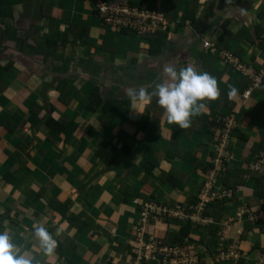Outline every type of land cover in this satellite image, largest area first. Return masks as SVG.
Masks as SVG:
<instances>
[{"label": "crops", "instance_id": "0c3cea01", "mask_svg": "<svg viewBox=\"0 0 264 264\" xmlns=\"http://www.w3.org/2000/svg\"><path fill=\"white\" fill-rule=\"evenodd\" d=\"M128 1L164 10L168 28L151 42L117 33L102 21L101 26L90 0H0V231L9 230L34 264L115 261L112 251L103 255L104 247H96L94 255L92 247L108 239L114 246L126 242V250L132 247L141 223L134 199L193 202L210 166L215 116L239 111L230 164L247 174L228 208L235 212L240 202L248 204L257 183H264L248 170L253 156L264 157V84L245 96L250 79L223 58L230 52L248 66L264 65V0ZM224 34L232 38L222 44L233 50L217 43ZM92 40L98 47H89ZM206 41L214 42L216 51L206 48ZM170 62L177 70L192 65L208 72L220 89L218 99L208 102L207 111L194 116L188 129L169 124L155 98L143 114H131L125 90L143 86L151 91ZM247 83L229 105L221 102L229 85L240 92ZM92 93L100 105L97 97L90 99ZM242 109L250 114L242 115ZM253 200L252 209L264 208V199ZM125 220L135 237L119 236ZM33 223H43L57 239L55 258L44 256L35 239L25 241ZM160 223L167 227L160 239L179 231L169 221ZM237 230L234 225L229 236L235 238ZM251 233L261 235L255 243L242 241L245 264H254L264 246L261 228ZM196 234H207L201 241L193 234L196 248L204 252L203 264H238L216 260L208 230Z\"/></svg>", "mask_w": 264, "mask_h": 264}, {"label": "built area", "instance_id": "2783aa9c", "mask_svg": "<svg viewBox=\"0 0 264 264\" xmlns=\"http://www.w3.org/2000/svg\"><path fill=\"white\" fill-rule=\"evenodd\" d=\"M95 12L101 19L103 25L109 29L130 33L139 38H148L161 30L168 28L169 21L164 10L148 6H135L128 0H90ZM215 43L206 41L205 47L216 51ZM223 58L228 64L234 66L237 72L250 79L251 86L245 93L250 95L256 88L264 84V65L259 67L248 66L230 52H226ZM239 111L216 118L210 125V131L214 138L213 151L211 153L210 166L205 172V179L198 192L197 199L189 204H163L156 200L141 202L134 199V204L139 209L140 225L130 251V258L126 261L116 262L106 260L102 264H203V258L194 246L196 232L186 238L182 244L168 245L161 243V239L148 233L149 224L152 221L160 223L165 219H173L190 224L196 231L214 230L219 232L213 237L216 239L215 258L217 261H237L242 255L241 243L243 226L249 222L252 226H264V208L254 210L245 202H240L235 210V215L225 218L215 217L208 214L215 203L230 202L235 199L238 192L237 187L225 188L223 186L224 174L228 164L234 159L232 149V137L239 126L237 115ZM248 170L264 179V157L253 156ZM247 178V175H244ZM264 203V201L262 202ZM232 206V205H231ZM230 210V209H229ZM217 219L221 223L216 222ZM234 225H237L235 238L229 236ZM194 240V243L192 242ZM197 243V242H196ZM254 264H264V253H261Z\"/></svg>", "mask_w": 264, "mask_h": 264}, {"label": "clouds", "instance_id": "9594fccd", "mask_svg": "<svg viewBox=\"0 0 264 264\" xmlns=\"http://www.w3.org/2000/svg\"><path fill=\"white\" fill-rule=\"evenodd\" d=\"M231 3V0H227ZM164 78L154 84L150 91L147 87L128 88L126 95L130 101L131 114H143V108L155 98L156 104L163 110L169 124L180 129H188L192 118L207 111L208 102L220 96V89L215 77L208 72H197L194 66L176 69L173 63L163 67ZM228 97L235 98L239 89L229 85ZM57 228V235L62 231ZM30 235L25 241L35 239L38 248L50 260L56 257L58 241L43 223H33L28 229ZM0 264H34V259L26 247L14 243L9 230L0 231Z\"/></svg>", "mask_w": 264, "mask_h": 264}, {"label": "trees", "instance_id": "16d2710c", "mask_svg": "<svg viewBox=\"0 0 264 264\" xmlns=\"http://www.w3.org/2000/svg\"><path fill=\"white\" fill-rule=\"evenodd\" d=\"M199 1V0H198ZM198 1L195 2L193 4V7H196L195 9L197 10V7H198ZM175 6L172 4V2H170V5H169V9H170V12H172L174 10ZM194 12V9L191 8L189 9V11L186 13L187 16H191V13ZM186 17V16H185ZM168 18V16H167ZM258 25V24H257ZM228 31V29H227ZM159 33V32H158ZM157 33V34H158ZM228 33V32H227ZM124 34H127V35H132L130 33H124ZM157 34L155 35H152V39H149V37L147 38V40H150L152 42L153 38L157 36ZM225 36H223L221 39L218 40V44L220 46H223V47H227L229 48L230 50H233V47L229 44L227 45H223L224 42L226 41L227 39V42L230 43V40L232 37H229L230 39L227 38L228 35L224 34ZM261 42H264V39H261L260 40ZM223 43V44H222ZM239 51L236 52L235 50V54L237 55ZM159 52H154V54H158ZM239 83V81H238ZM248 85L250 84H246V86L243 88V90H241L239 94L243 93V91L248 87ZM223 96H226L227 98L226 99H222ZM94 97H97L96 99V103H98L100 105V101L101 99L98 98V95L96 93H92L90 95V99H93ZM228 94L226 93V89H224L222 91V95H221V102H225V105H229V101L232 102V99H228ZM232 109L234 108V105L231 106ZM108 111V110H107ZM241 114V113H240ZM246 115V114H250L249 111H246L245 109H242V115ZM224 115H227V114H223L221 116H224ZM219 116V117H221ZM213 118H217L216 116L213 117ZM237 118L239 120V114L237 115ZM111 120V119H110ZM213 122V121H212ZM211 122V123H212ZM62 123V121H61ZM239 132V131H238ZM239 135L241 137H243L244 135L240 132ZM237 134L234 133L233 137H232V140L234 137H236ZM261 149L259 148V145L257 147V152H261L260 151ZM148 171H151V169H148ZM247 174L246 171L242 170L241 168L235 166V165H232V164H228V168H227V171L226 173L224 174V178H223V186L225 188H230V187H238V186H242L244 185V181L243 180V174ZM254 197V198H253ZM252 199L250 202H248V206L251 208L253 207L257 201H254L253 199H264V183L263 182H258L257 185H256V189H255V192H254V195H253ZM197 199V198H196ZM195 199V200H196ZM193 200V202L195 201ZM231 203L232 201L230 202H221V203H215L213 206H212V210L208 212V214H211L215 217H219L221 215H223L224 213H227L229 212V206H231ZM169 220H173V219H165V221H169ZM175 221V220H174ZM164 222V221H163ZM179 231L174 233V232H168L166 233V235L160 240L161 243L163 244H168V245H176V244H182L184 242V240H186V238H189L191 237V234H193V232H198L196 230H194L192 228V226L190 224H186V225H181L179 226ZM253 227L249 222H245L244 226H243V235H242V241H246L248 239V236L249 234L251 233V231L253 230ZM258 227V226H257ZM259 229L261 228V232L264 234V226L261 227L259 226L258 227ZM219 232V229L216 228L214 230H211L209 232V235L210 236H215L217 233ZM206 233V232H205ZM207 234H198L197 236H199L198 238L200 239V241L203 239L204 236H206ZM192 242L194 243V240H192ZM197 242V241H196ZM195 242L194 246H197V243ZM264 245V244H263ZM262 253H264V246L261 247L259 249ZM238 264H245L243 260H239Z\"/></svg>", "mask_w": 264, "mask_h": 264}, {"label": "rangeland", "instance_id": "374dc122", "mask_svg": "<svg viewBox=\"0 0 264 264\" xmlns=\"http://www.w3.org/2000/svg\"><path fill=\"white\" fill-rule=\"evenodd\" d=\"M89 4H90V6H91V8H92V10L94 11V5H93V3L92 2H89ZM100 20V19H99ZM100 24H101V26H102V23H101V20H100ZM103 28V27H102ZM104 29V28H103ZM106 31V33H108V31L107 30H105ZM115 32V31H114ZM117 33H121V32H118V31H116ZM105 37V36H104ZM98 41H95V40H92L90 43H89V47H98ZM88 47V46H87ZM222 64V63H221ZM229 114V113H228ZM216 119V118H215ZM214 119V120H215ZM213 120V121H214ZM110 121V120H109ZM85 144H88V141L86 140L85 141ZM169 186V185H168ZM199 186V180H195V185H194V187H192L193 189H194V192L195 191H197L195 188H197ZM239 194H237V196H238ZM235 213L236 212H234V209H230L229 210V212H227V213H224L223 214V216L222 217H224L225 216V218H228V217H231V216H234L235 215ZM138 219V218H137ZM169 222L170 223H173V224H175V226H176V228H177V226L179 225V226H181L183 223H181V222H179V221H172V220H169ZM216 222H219V223H221V220L220 219H217L216 220ZM117 223H119V222H117ZM128 223L129 222H126V220L125 221H123V223L121 224V226L120 227H122V228H124L125 229V231L124 232H120L119 233V236L120 237H125V238H130V235H133V233H134V237H135V232L133 231V233L131 234V232L129 233V226H127L128 225ZM128 227V228H127ZM151 228L152 230L151 231H149L148 233H151V234H153V235H155V237L156 238H158L159 236H160V234H161V232L165 229V228H167L166 226H164V225H162L161 223H156L155 221H152L150 224H149V226H148V228ZM175 228V229H176ZM254 228H258L257 226H254ZM155 229H157V230H155ZM168 230H169V228H168ZM168 232H172V231H168ZM167 232V233H168ZM174 233H175V231H174ZM254 233V232H253ZM253 233H251V235L249 234V236H248V239L247 240H249L250 242H252V243H255L256 241H259L260 240V238H259V235H261V234H258V235H254V236H252V234ZM160 239V238H159ZM121 240V238H119V241ZM211 241H213V245H214V247H213V252H215V244H216V239L214 238V239H212ZM260 243H262V241H260ZM200 245V244H199ZM125 246H126V242L123 244V246L120 248V247H117V246H114L113 245V241H111V239H108V242H106L105 241V244H104V242L102 241V242H97V241H94V245H93V247H92V252L94 253V255H96V253H97V250H96V247H104V252H103V255H105L106 253H107V251H112L111 252V255H112V257H113V259H115V261H117V258H119L120 260H124V261H126V260H128L129 258H130V256L131 255H129L130 254V251L133 249V246L132 247H130V245L128 244V249H129V247H130V249H129V253L127 254V252H128V249L126 250V248H125ZM100 250L102 251L103 249L102 248H100ZM60 249H59V254H60ZM197 251L201 254V255H204V252H203V250H202V248L200 247V246H198V248H197ZM126 252V253H125ZM72 254V252L70 251V255ZM98 255V254H97ZM129 255V256H128ZM214 256H215V253H214ZM66 259H68V257H66ZM120 260H118V261H120ZM77 261V264H81L78 260H76ZM220 262V261H219Z\"/></svg>", "mask_w": 264, "mask_h": 264}]
</instances>
